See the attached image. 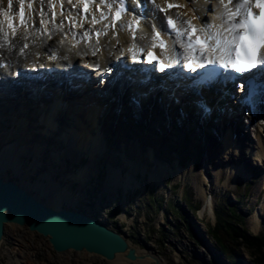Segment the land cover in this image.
<instances>
[{"label": "bare ground", "instance_id": "obj_1", "mask_svg": "<svg viewBox=\"0 0 264 264\" xmlns=\"http://www.w3.org/2000/svg\"><path fill=\"white\" fill-rule=\"evenodd\" d=\"M20 1L12 0V8L9 10L8 0H0V27H3L4 33H7L8 36L7 40H5L3 34H0V61H6V66L0 65V75L9 74L10 69L12 74L20 73L22 75L24 71L15 69L28 65L37 66L39 64L43 65L44 68L50 67L53 69L57 64L63 65L64 60L72 61L73 59H79L78 61L86 67L93 63H99L100 68L96 69L95 72L103 75L102 72L105 69H113V65L116 62L125 59L123 52H129L128 49L133 43H135L137 49H139L138 45L143 41L153 43L152 26L161 23L158 22L161 20V13L155 10L156 8L153 4L151 6L153 10L149 9L147 13L154 18V22H147L149 21L146 18L148 14L144 12L145 16L141 15V25L139 30L136 31L135 40L132 39L129 31L122 30L119 27V24H126L127 21L133 18V15L124 14L121 22L117 23L116 28L109 27L106 30L107 34H102L99 38L90 36L89 39L87 38L89 40L87 42L84 39H80L78 34L83 31L84 27L89 28L92 26L91 19H88L89 22L83 23L84 27L73 26L68 19L69 16L75 17L79 21L84 19L80 13L68 8L71 5H79L77 0H71V3L69 0H23L25 16L31 17L27 28L20 26V17L17 13ZM108 1H111L110 3L113 5L114 0ZM174 1L178 2V5H183V7L173 9L174 12H179L183 15V18L180 17V23L185 20L201 23L199 26L205 24L218 25L221 23L217 19L221 11L219 0H167L169 3ZM156 3L162 6L167 4L166 0H156ZM29 4L32 5L31 8L28 7ZM95 5L97 4L91 6L90 13L98 14L95 10ZM3 11H8L9 17L12 18L13 24L17 28L15 36L12 35L11 30L8 28V19L2 15ZM155 14L156 17H154ZM53 15L54 22H52ZM42 19L47 21V23L41 24L40 21ZM61 22H63L62 28L59 27ZM99 25L105 31L103 23ZM166 41L171 46L172 42L168 39ZM152 51L155 55L160 56L158 47L152 49ZM49 54L53 55L52 60L49 59ZM68 73L72 75V79L69 82L75 81L79 83L80 90L76 88L75 93L69 92L65 96H56L58 92L55 93V91L57 90H52L53 93L48 98V93L44 92V96L36 99L31 96L32 92L19 89V85H15L6 94H0V96L2 95L0 97V101H2L0 102V116L2 114L6 115H3L4 118L2 119L0 118V172H3L8 178L23 181L36 196L53 207L66 206L83 210L90 215L94 214L93 216L98 219L104 220L109 226L115 225L106 218L95 215L98 210L102 211L101 205L97 206L96 211L93 210V214L88 212L89 209H84L86 200L89 199L85 192L86 187L89 186L88 188H91L92 186L90 184L92 177L88 176H93L98 172L100 158L107 156L108 158L106 159H108L111 166H109L108 180L103 184L102 189L104 193L114 191L113 195L115 194L116 196H114V199L117 198L118 186H124V190L127 191L130 188L135 189L137 186H142L137 180L138 177L136 178L138 170L143 174L149 173L150 180L161 185L164 184L167 176H173L174 179H190L194 183L198 195L203 199V209L200 210L201 215H208L214 218L213 206L215 200L213 194L208 195L207 182L210 181L212 186H217L218 177L212 180L207 179L209 174L207 173L208 171H205L206 168L199 172L194 168L182 169L178 163L175 164L177 166H173L171 161L161 162L156 158V156H160V152H158L154 142L158 141L150 138L153 134L159 136L162 142L167 139V146L173 143L172 134L175 135L178 131H184L189 138H193V136L199 135L198 129H200L202 130L200 133L203 132V135L208 134V139L213 137L217 143L216 135L219 136L221 138V142L218 143L219 150L225 154L233 152L240 158L239 167L230 168L228 176L235 177L238 173H245V170L251 164L248 155L252 156L251 158L255 161H264V95L255 104V107L250 108L251 110L239 102L237 104L239 105V113L237 115L236 112L232 114L233 112L231 113L228 107H224L223 102L218 104L213 102V104H210L209 113H205L197 102L186 101L183 103L174 98L168 99L165 92L174 91L176 97L181 95L182 90L171 85L173 81H176V78H184L182 72H176L165 77L164 85L153 82L152 86L154 84L157 87L161 85V89L165 91L159 92L154 97H152V91L151 93L145 90H142L144 92L138 91L137 88L140 87L137 86L141 84L139 80L128 81L129 89H116L114 87L116 90H113L111 87L109 88V85L117 81V79L109 77L110 74L108 76L109 79L101 76L94 83V85L101 84L100 87L106 90V92H103L97 89L99 96L101 95L102 97L100 100L92 98V96L97 97V90L89 89L86 85V89L89 90L86 94L85 89H82L86 83L79 80L80 76L72 73V71ZM126 75L129 80V71L126 72ZM140 75L141 73H138V76ZM91 77L94 78V76ZM119 80L121 82L116 84L123 87L125 81ZM14 81H17V79L15 78L11 82L14 83ZM189 83L191 84L190 89L188 88L186 93L194 94L195 82L190 81ZM144 84L147 85L144 88L149 89L148 85H150V82L144 81ZM33 85L38 87L41 84L34 83ZM1 86L2 84L0 83V88ZM46 86L49 87V84ZM76 91L78 92L76 93ZM211 91L215 93L214 95L220 93L216 88H211ZM213 98H216V96ZM25 101L26 103L31 102V106L25 105ZM40 102L43 103L45 109L40 110L41 107H38ZM220 105L224 107V110ZM20 106H22L23 110L19 109ZM62 115H64V118ZM30 116L34 119L33 122L28 120ZM82 116H84V119H82ZM15 117L19 119L16 120ZM5 124H8L10 128L5 127ZM14 125L24 127L25 131H30L31 127H33L35 134L33 132H24V130L19 132L16 128H13ZM213 128L215 131H213ZM49 132L59 135L55 142L58 143L60 140L59 142L63 143L54 152H50L52 146L41 137L49 135L46 134ZM25 155L34 157V161L32 162V159L27 161L29 164L23 163V156ZM46 156H49V162H47ZM84 158L87 159L86 164L82 163ZM68 159L71 160L70 164L72 166L76 164L77 168L73 169L72 166L68 165ZM123 168H129L128 173L122 172ZM35 174L41 178H36ZM60 175L61 177H59ZM71 180L74 182L78 181L80 184V192L76 198L72 197L73 194L69 190V187L72 189L73 186H70L69 181ZM94 181L99 182L97 178ZM73 184L74 188L77 187V183ZM72 190L74 191V189ZM99 198L101 199L102 195ZM88 201L91 204V200ZM263 210L264 201L261 204L260 211L255 212L249 219L250 227L254 231H257L260 227ZM104 214L107 215V213ZM124 216L125 213L122 214L123 218ZM11 227L13 230L8 232ZM17 228L21 229L23 232L21 235L23 236L35 234L31 231L27 232V228L16 223H10L5 227V233L0 240V247L5 244V247H2V254L7 257L6 261L8 264H15L11 262V259L18 260L21 257V255H16V250H20L14 239H17L16 236H18L16 235ZM123 235L127 238V234ZM38 236L44 239V242L50 247L49 252H51L53 249L46 237ZM127 240L134 245L129 238ZM39 241H42V239L38 238ZM44 242L42 241L40 244H44ZM34 243L32 239L28 244L23 243L22 250H25L24 257H26L27 261L31 257L34 258L37 252L36 249L39 248ZM134 246L137 254L141 256L130 260L123 252H119L111 262L116 259V264H129L123 259L126 258L128 261L136 262L137 264L139 261L152 263L156 262V260L158 264L164 263L163 259L156 254L148 251L142 252L136 245ZM82 253L85 257L89 255L86 252L73 255L69 251H63L58 252L61 256H58L57 253L54 256L58 260L72 261L73 257L78 258L77 256ZM50 255L53 256V254ZM85 259L92 261L98 259V257H86ZM77 262L79 261L77 260ZM35 263L31 262L30 264Z\"/></svg>", "mask_w": 264, "mask_h": 264}, {"label": "rangeland", "instance_id": "obj_2", "mask_svg": "<svg viewBox=\"0 0 264 264\" xmlns=\"http://www.w3.org/2000/svg\"><path fill=\"white\" fill-rule=\"evenodd\" d=\"M211 92L214 93L213 91ZM96 93L98 94L97 97L92 96V98L94 97L97 100L102 99L101 95L99 96V91ZM88 97L91 98L89 95ZM30 103H26L25 101V105L27 106H31ZM19 109H22V106H20ZM238 113L239 111L236 112V115ZM232 114H234V112ZM3 115L4 114L0 116L1 119L4 118ZM62 116L64 118V115ZM30 117L28 120L33 122L34 119ZM15 119L17 120L19 118L15 117ZM82 119H84V116H82ZM4 126L8 127V129L10 128L8 124ZM13 128H16L19 132L24 130V127H17L16 125H14ZM31 129L30 131L24 130V132L34 133L35 129L33 127H31ZM200 131L202 130L198 129L199 135H195L193 138H189L184 131H178L177 134H172L173 143L169 146L166 145L168 143L167 139L165 142H162L159 136L154 134L151 135L150 138L157 139L158 141L154 142L158 148V152H160V156H156V158L161 162L171 161L173 166H177L175 164L178 163L182 169L194 168L199 172L206 168L205 171H208L207 173L209 174V178L207 177V179L212 180L218 177L219 181L217 186H212L210 181L207 182L208 195L213 194L215 200L213 206L214 218L208 215H201L200 210L203 209V199L198 195L197 189L190 179H174L173 176H167L165 177L164 184L161 185L152 182L149 173L143 174L139 170L137 171L136 178L138 177L137 180L142 186L136 187L135 189L130 188L128 191L124 190V186H118L117 192L119 194L117 193L116 199L113 197L114 191L104 193L102 189L103 184L108 180L109 174H107L106 180H101V182L94 181L96 178L94 176H88L92 177V182L90 183L92 186L91 188H88L89 186L86 187L85 192L87 197L89 196L88 200H91L92 205L89 204L90 201L86 200L84 209H89L88 212L93 214V210L96 211L97 206L101 205L102 211L100 212L98 210V213L95 214L96 216H102L108 221H111L115 225L109 224L115 228L116 226L118 228L120 227L123 234H127V238H129L139 250L156 254L163 259V264H229L226 260L227 256L218 250L217 241L210 228L212 225L216 224L217 219L220 218L224 221L225 218H229L233 220V222H237L236 224L239 227L244 228L248 235L258 233L264 234V210L262 211L261 223L257 231H254L249 224L250 217L255 212L260 211L261 204L264 201V161H255L251 158L252 156L248 155L251 164L249 168L245 170V173H238L235 177L231 175L228 176L230 168L239 167V156L233 152L225 154L223 151H220L218 143L221 142V138L216 135V139H218L217 143L213 137H209L208 139V134L203 135ZM46 134L49 135L41 137L47 140L48 144L52 146L50 152L56 151L57 147L63 145L62 142H59L60 140L58 143L55 142V140L59 138L58 134L54 132ZM106 158L108 157L100 158L98 174L99 172H104V174L105 172L109 173V166H111V164ZM29 160L33 162L34 157L27 155L23 156V163L29 164V162H27ZM46 160L49 162V156H46ZM67 161L69 163L68 165L72 166L70 164L71 160L68 159ZM52 163L56 164L55 162ZM82 163L86 164L87 159L84 158ZM74 165L72 168H77V165ZM123 169L122 172L128 173L129 168ZM10 173H12V171H10ZM35 177L41 178L36 174ZM59 177H61V175ZM142 178H144V181H142ZM69 183L71 184L70 186L73 185L72 189H74L73 191L71 187H69L70 192L73 194L72 197L76 198L80 192V184L78 181L74 182L73 180L69 181ZM73 183H77V187L74 188ZM170 183L172 186V193L169 195ZM74 193L76 194L74 195ZM101 195L102 198L100 199L99 196ZM81 209H83V207H81ZM114 212H116V214ZM104 213H107V215ZM123 213H125L124 218L122 217ZM191 228L192 230H190ZM12 230L11 227L8 229V232ZM16 235H18L17 232ZM16 237L17 239H14L17 242V246L20 247L19 251L16 250V255H21V257L18 258V260H14L11 259L10 254L11 262L15 264L34 263V261H32L33 257L29 258L28 261L26 260V257H24L25 250H22L23 243L25 242L28 244L31 239L23 235H20V238L19 236ZM33 237L35 239L38 237L44 242V239L38 235H34ZM225 241H229L230 245L235 244V241L228 237L227 240L225 238ZM40 245H38V247ZM43 245L47 248L46 250L50 251V247L47 243L44 242ZM236 246L235 251L240 257L241 264H260L255 257L264 254V250L263 253H261L257 248L248 245L246 241L242 239L241 243ZM2 247L4 248L5 244L0 247V264H8L6 261L7 257L5 254H2ZM57 255L61 256L58 253ZM42 256H40V258ZM77 257L86 260V257L94 256L87 255L85 257L82 253ZM98 259L100 261L94 260V262H97L94 264H100L99 262H102L101 264H116V259L112 262L105 259ZM123 259L129 262V264H137L136 262L128 261L126 258ZM54 264H57V262H54ZM61 264L75 263L74 261L69 262L61 260ZM138 264H155V262L142 263L139 261Z\"/></svg>", "mask_w": 264, "mask_h": 264}, {"label": "snow or ice", "instance_id": "obj_3", "mask_svg": "<svg viewBox=\"0 0 264 264\" xmlns=\"http://www.w3.org/2000/svg\"><path fill=\"white\" fill-rule=\"evenodd\" d=\"M69 2L71 3V0ZM95 2L96 0H77V3L82 5L85 16L83 21L69 16L70 23L73 26L83 27V23L89 22L87 16ZM152 3L157 11L165 12L166 16L167 9L183 7V5L169 3L167 0V9L156 3V0H152ZM219 4L221 11L217 19L221 21L220 24L198 26L193 24L191 20L179 23V15L176 18L167 16L166 27L163 23L161 29H157L155 25L152 26L153 43L151 49H137V46L133 43L128 51L132 53L133 59L138 58L137 51L142 54L146 53L148 63L155 61L159 64L160 71H164L165 68L171 67L172 64L182 59L185 63L180 65L179 70L181 72L184 67H187L190 71H196L198 67H204L205 65H219L224 69H231L235 73H251L253 76L264 75V0H219ZM100 6L109 11L108 13L101 11L99 17L92 14L90 22L93 26L107 20L112 13L113 5L108 3L107 0H99L97 8L99 9ZM28 7L31 8L32 5L29 4ZM11 8L12 0H8V9ZM125 12L124 0H120V5L115 9V14L112 16L113 22L110 25H104L105 31H97V38L102 34L106 35V30L109 27L116 28L117 22L122 19ZM41 14L43 15L42 12ZM2 15L8 19V28L15 36L17 28L14 26L12 18L9 17L8 11H3ZM54 15L52 22H54ZM19 17L20 26L27 28L31 17L25 16L23 0H21ZM40 23L45 24L47 21L42 19ZM140 25L141 21L133 17L126 24H119V27L122 30L129 31L132 39L135 40L136 31L139 30ZM59 27H63V22ZM168 29H171L175 34L173 45L178 43L180 48L183 49L182 52L176 51L174 47L170 48L168 42L163 38L162 32ZM0 34H3L5 40H7L8 36L7 33H4L3 27H0ZM83 37L90 38V32L85 31ZM97 42L99 41L97 40ZM157 47L160 49V56L155 55L152 51ZM170 51L171 55L169 54ZM254 69L255 72H253ZM212 71L217 75L220 74L218 69ZM200 75L204 76L207 73H201ZM228 75L232 79L237 78L232 76L231 73H228Z\"/></svg>", "mask_w": 264, "mask_h": 264}, {"label": "water", "instance_id": "obj_4", "mask_svg": "<svg viewBox=\"0 0 264 264\" xmlns=\"http://www.w3.org/2000/svg\"><path fill=\"white\" fill-rule=\"evenodd\" d=\"M10 223L45 236L52 249L58 252H86L108 261L119 252L130 260L141 256L120 230L104 220L83 210L53 207L36 196L23 181L0 172V240Z\"/></svg>", "mask_w": 264, "mask_h": 264}, {"label": "trees", "instance_id": "obj_5", "mask_svg": "<svg viewBox=\"0 0 264 264\" xmlns=\"http://www.w3.org/2000/svg\"><path fill=\"white\" fill-rule=\"evenodd\" d=\"M236 223L237 222H233V220L229 218L227 219L225 218L224 221H222L219 218L217 219L216 224L212 225L210 228L211 232L214 234L215 239L217 241V245L219 247L218 250L221 253H224L225 256H227L226 260L228 261L229 264H241L240 257L235 251V247H237L236 245L241 243V239L246 241L248 245H252L255 248H257V250L261 253H263L264 250L263 233L248 235L244 230V228L239 227ZM190 230H192V228ZM227 237L235 241L234 244L235 246L230 245L229 241H225V238L227 240ZM255 258L258 260L260 264H264V254L257 255Z\"/></svg>", "mask_w": 264, "mask_h": 264}, {"label": "built area", "instance_id": "obj_6", "mask_svg": "<svg viewBox=\"0 0 264 264\" xmlns=\"http://www.w3.org/2000/svg\"><path fill=\"white\" fill-rule=\"evenodd\" d=\"M17 231V233H18V236H20L21 235V233H23L22 231H21V229L20 228H17L16 229ZM27 232H29V231H27ZM28 234V233H27ZM29 235V234H28ZM34 235H36V234H33L32 235V237H30V236H27V238H30V239H32L35 243L34 244H36V247H38V245H40V243L42 242V241H39L38 242V237L35 239L33 236ZM47 248H45L44 247V245L43 244H41L40 246H39V248H37L36 249V254H35V256H34V258H32V261H34V262H36L37 264H54V262H57V264H59L60 262H61V260H58L57 259V257H55L54 256V254H56V253H58L57 251H55L54 249L51 251V252H49L48 250H46ZM40 252H42V253H40ZM56 252V253H55ZM39 253H40V256H42L41 258H40V256H39ZM50 254H53V256L52 255H50ZM73 254V253H72ZM49 257H51V258H49ZM77 260H79V262H77ZM95 260H99V259H95ZM102 260V259H101ZM72 261H74V263L75 264H94V263H97V262H94V260H92V261H88V260H84L83 258H72ZM72 261H69V262H72ZM100 261V260H99ZM59 262V263H58ZM100 264L102 263V262H99Z\"/></svg>", "mask_w": 264, "mask_h": 264}, {"label": "flooded vegetation", "instance_id": "obj_7", "mask_svg": "<svg viewBox=\"0 0 264 264\" xmlns=\"http://www.w3.org/2000/svg\"><path fill=\"white\" fill-rule=\"evenodd\" d=\"M107 174H108V172H105V174H104V172H99V174H98V172H96V174L95 175H93L94 177H96L98 180H99V182H100V180H106V177H107ZM145 178V177H144ZM144 178H142V181H144ZM147 179H148V177H147ZM148 181V180H147ZM171 183L169 184V195L172 193V191H171ZM118 188V187H117ZM137 188H138V186H137ZM118 193V192H117ZM119 194V193H118ZM114 196H115V194H114ZM113 196V197H114ZM116 197V196H115ZM167 199V198H166ZM168 200V199H167ZM115 214H116V212H114ZM115 229H118V230H122L120 227L118 228L117 226H116V228Z\"/></svg>", "mask_w": 264, "mask_h": 264}]
</instances>
